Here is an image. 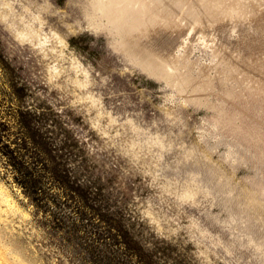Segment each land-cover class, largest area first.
Segmentation results:
<instances>
[{
	"label": "rangeland",
	"instance_id": "374dc122",
	"mask_svg": "<svg viewBox=\"0 0 264 264\" xmlns=\"http://www.w3.org/2000/svg\"><path fill=\"white\" fill-rule=\"evenodd\" d=\"M93 1L0 0V264H264V0H161L184 92Z\"/></svg>",
	"mask_w": 264,
	"mask_h": 264
},
{
	"label": "bare ground",
	"instance_id": "6f19581e",
	"mask_svg": "<svg viewBox=\"0 0 264 264\" xmlns=\"http://www.w3.org/2000/svg\"><path fill=\"white\" fill-rule=\"evenodd\" d=\"M182 1L187 2V0H178V3H182ZM198 1L205 4V6L203 5L204 10L208 15L212 14L213 8L215 10L224 9L211 5L206 0ZM92 4L94 15L105 19L106 22L104 24L97 23V27L109 29L116 38L115 46L117 48L135 58L142 68L166 79L181 92L188 90L190 78L178 71L177 58L174 56L173 50L182 44L180 36L172 37L174 33L179 34L180 30L170 19L172 11L166 10L161 5V0H94ZM188 10L193 16L202 15L201 11L196 10L195 4ZM223 18H227L226 21L229 24L227 29L238 30L236 22L230 15L223 16ZM207 27L214 29L217 26L209 23ZM207 38L205 37L204 40ZM206 41L212 43L211 38ZM247 43L248 38L241 36L232 46L234 56L242 58L243 53H247ZM213 45L220 53L223 50H228L227 44L219 43L217 46L214 43ZM261 66L264 64L258 66L261 71H264Z\"/></svg>",
	"mask_w": 264,
	"mask_h": 264
}]
</instances>
